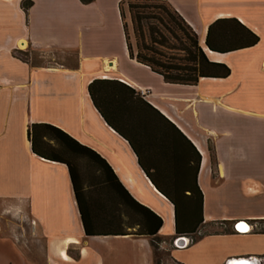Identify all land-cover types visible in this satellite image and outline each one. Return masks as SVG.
I'll return each mask as SVG.
<instances>
[{
    "label": "crops",
    "instance_id": "1",
    "mask_svg": "<svg viewBox=\"0 0 264 264\" xmlns=\"http://www.w3.org/2000/svg\"><path fill=\"white\" fill-rule=\"evenodd\" d=\"M23 1L0 0V264H155L148 237L85 235L68 169L32 152L31 124L53 125L103 158L129 195L162 219L159 250L171 263L264 264V0H167L207 58L230 69L226 78L193 86L166 83L129 56L122 0H28L27 10ZM218 19H236L257 44L210 51L208 27ZM29 50L41 60L23 61L19 51ZM58 51L74 54L77 65L56 61ZM94 80L126 85L163 118L102 88L116 131L90 98ZM133 146L164 189L195 180L203 195L201 228L219 229L186 236L176 247L173 205L146 176ZM23 213L29 236L12 227ZM242 223L250 230L238 232Z\"/></svg>",
    "mask_w": 264,
    "mask_h": 264
},
{
    "label": "trees",
    "instance_id": "2",
    "mask_svg": "<svg viewBox=\"0 0 264 264\" xmlns=\"http://www.w3.org/2000/svg\"><path fill=\"white\" fill-rule=\"evenodd\" d=\"M80 1L89 4L94 0ZM30 6V1L22 2L25 10ZM118 8L129 56L161 76L166 83L193 86L201 78L229 76L230 69L225 64L207 58L196 32L167 0H122ZM257 42L258 37L236 19H218L208 27L205 45L212 52L227 53L252 47ZM71 56L68 58L71 66H76L77 57ZM19 57L23 61L30 59L28 52L19 51ZM102 88L117 89L135 108L150 110L163 118L126 85L118 81L94 80L88 86L90 98L103 119L116 131L119 129L102 107L99 94ZM27 139L35 155L67 167L86 236H145L150 238L153 253L159 250L162 238L158 231L162 219L129 195L95 151L50 124H31L27 128ZM134 150L146 176L173 205L175 235L193 238L203 223V195L195 180L190 187L174 184L164 189Z\"/></svg>",
    "mask_w": 264,
    "mask_h": 264
},
{
    "label": "rangeland",
    "instance_id": "3",
    "mask_svg": "<svg viewBox=\"0 0 264 264\" xmlns=\"http://www.w3.org/2000/svg\"><path fill=\"white\" fill-rule=\"evenodd\" d=\"M30 52V57L33 58V59H37V60H41L40 57H39V54H37L36 52L34 51H31L29 50ZM52 55V54H50ZM55 60L58 61V62H61V63H65V64H72V61L69 60L68 58H71V53H68V52H56L55 54ZM48 60L50 61V58H45V60H43L44 62ZM33 61V60H32ZM6 217H9V215L7 214ZM124 223L127 224L126 221H124ZM12 224L14 226L13 229L15 231H17V234L19 233L21 236H29L30 234V222L27 220L25 214L23 213V219H21L20 221H16V222H12ZM125 226V224H124ZM219 228L217 225H209L205 228H200L199 231L194 235V237H198L199 235H202V234H205V233H210V232H214V231H217ZM260 230H264V224L261 225V227H259ZM128 231H131V229H129ZM30 243V241H28ZM28 243V244H29ZM31 244H34V242L32 241ZM154 262L155 264H173L171 263L170 261H168L167 259V256L165 254L164 251H161V250H157L155 253H154Z\"/></svg>",
    "mask_w": 264,
    "mask_h": 264
},
{
    "label": "water",
    "instance_id": "4",
    "mask_svg": "<svg viewBox=\"0 0 264 264\" xmlns=\"http://www.w3.org/2000/svg\"><path fill=\"white\" fill-rule=\"evenodd\" d=\"M235 229L238 232H243L241 230H239L237 227H235ZM246 232V231H244ZM187 243V237L186 236H179L175 239V246L176 247H184ZM261 260L260 259H256V258H238V259H230L228 260L227 264H261Z\"/></svg>",
    "mask_w": 264,
    "mask_h": 264
},
{
    "label": "bare ground",
    "instance_id": "5",
    "mask_svg": "<svg viewBox=\"0 0 264 264\" xmlns=\"http://www.w3.org/2000/svg\"><path fill=\"white\" fill-rule=\"evenodd\" d=\"M23 46H24V45H23ZM238 229L244 232V231H247V230L249 229V227H248L246 224L242 223V224H240V225L238 226ZM249 230H250V229H249Z\"/></svg>",
    "mask_w": 264,
    "mask_h": 264
},
{
    "label": "built area",
    "instance_id": "6",
    "mask_svg": "<svg viewBox=\"0 0 264 264\" xmlns=\"http://www.w3.org/2000/svg\"><path fill=\"white\" fill-rule=\"evenodd\" d=\"M261 262H262V260H261ZM262 264V263H261Z\"/></svg>",
    "mask_w": 264,
    "mask_h": 264
}]
</instances>
